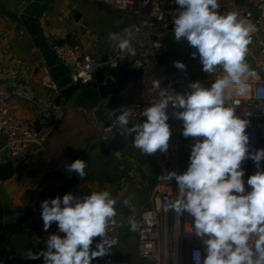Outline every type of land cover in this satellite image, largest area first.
<instances>
[{"label":"clouds","instance_id":"obj_1","mask_svg":"<svg viewBox=\"0 0 264 264\" xmlns=\"http://www.w3.org/2000/svg\"><path fill=\"white\" fill-rule=\"evenodd\" d=\"M174 2L178 6L172 21L174 40L187 41L194 49L192 57L199 56L202 70L215 75L214 82L210 87L190 82L189 91L177 93L154 79L159 99L142 111L144 121L129 127L132 112L128 109L116 121L134 134L132 146L141 153H166L172 136L171 105L176 110L172 115L183 123L182 135L195 143L187 169L166 172L159 179L168 183L174 179L177 184V196L165 210L193 218L191 231L203 246V252L193 251L194 264H264V148L252 149L246 131L250 121L237 115L229 103L233 95H246L248 79L257 75L246 60L255 26L236 11L221 13L219 0ZM124 31V36L110 33L109 39L117 42L121 52L135 57L133 33ZM174 66L186 70L181 61ZM248 159L256 171L245 181L243 163ZM87 166L85 160L76 159L66 167L83 178ZM130 200L125 198L123 204L128 206ZM41 209L43 231L55 223L63 235L50 234L46 250H28L27 259L42 257L44 264H92L119 243L118 237L109 236L122 223L117 219V199L107 190L83 197L66 193L42 201ZM128 224L132 232L140 229L134 217L128 218Z\"/></svg>","mask_w":264,"mask_h":264},{"label":"built area","instance_id":"obj_2","mask_svg":"<svg viewBox=\"0 0 264 264\" xmlns=\"http://www.w3.org/2000/svg\"><path fill=\"white\" fill-rule=\"evenodd\" d=\"M109 7L120 10L123 14L132 17V23L126 28L133 33L132 44L136 49V56L121 52L115 44V51L109 57L107 63L84 52L79 43L69 41L54 42L53 51L61 61L72 68V78L76 83L87 84L92 81L98 70L106 67L117 66L118 63L128 61L132 69H141L138 77H131L127 87L122 90V102L120 106L110 111L112 115L116 111L128 109L132 112L130 123L144 121L142 111L159 99L158 89H154V79L161 81L163 88L180 93L189 91L190 82L199 81L204 87H210L215 78L205 76L202 70L200 75L192 74L186 70L168 71V64L159 62L157 53L164 49H170L179 55L180 61L185 64L189 61L202 67L199 56L193 58L194 51L190 46L188 55L182 57L179 52L171 49L176 42L172 33V21L177 5L174 0H94ZM221 13L236 11L241 18L251 22L256 31L252 33V43L248 46L246 59H250L261 69L264 68V52L256 47V34L264 32V0H255L253 5H244L239 0H219ZM121 36L125 35L123 31ZM250 85L249 92L244 96L233 95L229 102L236 114L250 121L247 132L250 135V143L253 150L264 139V77L247 81ZM43 83L52 87L53 81L49 75L45 76ZM37 102V94L33 86L26 82L23 73L17 66L4 63L0 65V163L12 161L19 168L28 158L30 152L38 147H46L61 125L65 117V106L56 101L37 108V118L34 125H29L18 113L21 103L34 104ZM176 111L169 106L168 115L172 136L169 149L166 153L157 152L147 156L159 167L161 174L176 171H185L181 161L182 144L186 143L185 153L190 155L191 146L195 140L182 135L183 123L176 119L172 113ZM117 125L116 122H113ZM109 130L106 128V132ZM141 153V151L138 149ZM143 154V153H141ZM145 155V154H143ZM261 166L264 165L261 163ZM245 169V181L254 174L256 166L251 159L243 163ZM71 189L83 197L89 194L86 183L75 172H70L67 167L57 171H50L44 175L39 185L34 189L30 197L28 210L31 216L22 220L20 226L24 227L30 235L32 243L37 247L46 248L47 237L52 233H58L55 223L48 232L43 231L41 219V202L53 199L56 196L63 197L66 193H72ZM177 196V184L173 179L170 183L159 180L150 197V205L137 207L129 204L126 223L129 217H134L140 224L138 235V254L141 258L153 261L155 264H169L170 249L168 242V222L173 216L176 226L180 223L187 225V220L192 223L193 218L185 213L178 217L174 211H166V205ZM191 223L189 224L191 226ZM63 235L62 233H58ZM172 256L178 264H194L192 253L199 249L203 252L202 242L195 237L192 231L186 232L174 246Z\"/></svg>","mask_w":264,"mask_h":264},{"label":"crops","instance_id":"obj_3","mask_svg":"<svg viewBox=\"0 0 264 264\" xmlns=\"http://www.w3.org/2000/svg\"><path fill=\"white\" fill-rule=\"evenodd\" d=\"M239 1L244 5H253L255 0ZM132 21L131 16L94 0H0V65L10 63L20 68L24 80L33 86L37 94L34 104L21 103L18 106V113L25 122L34 125L38 116L36 109L55 101L60 89L74 83L72 68L65 65L53 51L54 42L79 43L85 53L102 60L115 51L116 41L110 40L109 34H121ZM255 38L256 47L262 48L260 51L264 52V32L258 31ZM247 62L257 72L255 77L248 80L264 77V68L261 69L255 63L251 65L249 59ZM47 75L53 81L52 87L43 83ZM209 76L215 78L214 74ZM60 103L65 106L66 116L48 145L33 149L26 161L17 168L15 175L1 185L7 188L13 200L8 207V222L0 224V234L4 232L7 240L20 226L32 192L44 175L60 170L76 159H98L99 156L104 159L109 156L110 159L134 162L132 164L137 162L135 165L141 171L140 178L137 173L131 170L127 173L124 168L114 171L113 175L110 171L108 176L100 180L94 177L89 179L86 168L87 175L82 178L89 194L107 190L117 199V219L121 222L129 212L123 200L130 197V204L149 206L154 185L162 175L156 163L134 147L109 155H102L99 147L89 149L92 143H99L107 134L105 126L95 115L102 105L95 87L84 84L69 102ZM136 123L139 122L131 124ZM181 161L186 170L189 161ZM22 180L27 182L23 183ZM71 192L73 195L78 194L73 189ZM128 225L126 221L122 223V226ZM136 236L138 239L137 232ZM8 248L7 251L0 249V264H6V256L11 255L13 250L9 245ZM34 248L46 250L37 246ZM141 264L155 263L147 259Z\"/></svg>","mask_w":264,"mask_h":264},{"label":"water","instance_id":"obj_4","mask_svg":"<svg viewBox=\"0 0 264 264\" xmlns=\"http://www.w3.org/2000/svg\"><path fill=\"white\" fill-rule=\"evenodd\" d=\"M171 49L176 50L181 54L182 57L188 55L189 45L187 41L174 42L170 46ZM159 62L162 64H168V71L178 70L174 66L175 61H180L179 55L171 51L170 49H164L157 53ZM109 56L107 55L102 59L104 63H107ZM141 73V69H132L129 66L128 61L120 62L117 66L106 67L97 71L94 79L87 83L86 85H92L99 92V97L101 100V108L97 109L95 115L99 119L105 128L110 131L107 132L104 139L99 143L94 142L90 146V150H94L97 147L100 148V151L109 155L112 152H118L123 149H132V141L134 134H130L127 129L121 127L117 121V116L121 111H116L112 115L110 114L111 110L118 108L122 102L121 92L124 90L131 77H138ZM81 83H72L67 87L60 89L56 102L60 103L62 101L69 102L74 95L82 88ZM113 122H116L117 125H114ZM132 124L129 123V127ZM264 148V139H261L258 143L256 149ZM264 165V161L261 162ZM17 171V168L12 161H6L0 163V186L3 182L12 178ZM31 216V211L27 210L22 220H26ZM8 245L18 249L23 253H27L28 250L34 251V244L31 241L30 235L27 230L19 226L12 233L8 239Z\"/></svg>","mask_w":264,"mask_h":264},{"label":"rangeland","instance_id":"obj_5","mask_svg":"<svg viewBox=\"0 0 264 264\" xmlns=\"http://www.w3.org/2000/svg\"><path fill=\"white\" fill-rule=\"evenodd\" d=\"M174 36L173 32L171 33L170 37ZM258 51L263 50L260 47H257ZM248 61V59H247ZM249 63L251 65H254V62L252 64V61L249 59ZM185 65L189 71L192 72V74L195 75H200L202 71V67L196 66L193 63L189 61H185ZM254 67V66H253ZM205 76H209L211 74L205 73ZM213 75V74H212ZM65 116H66V111H65ZM65 119V117H64ZM63 119V121H64ZM62 121V122H63ZM186 143L184 142L182 144V150H181V160L187 159L189 161L190 155L188 153H185L186 149ZM102 153V152H101ZM102 155H104L102 153ZM103 156H99L98 159H83L87 162L88 166L86 171L89 172L90 176H88L89 179L91 177L98 178L99 180L102 179L105 176H108L110 171H121L123 168L126 170L128 173L129 170H131L134 174L137 173V176L140 178L141 176V171L139 168H137L135 164H132L134 162H127L125 159H110L104 158L101 159ZM107 157V156H105ZM189 163V162H188ZM184 165V163H183ZM132 168H131V167ZM23 181V180H22ZM27 181H23V183H26ZM104 182V181H103ZM102 182V183H103ZM136 183V182H135ZM134 184V183H133ZM145 187V186H144ZM146 188V187H145ZM146 193V192H145ZM0 224L3 225L4 223L8 222V207L12 205V198L10 197V192H8L7 188L5 186H0ZM126 220H122L121 223H124ZM191 222L187 220V225H184L183 223H180L179 225L176 226L175 221L173 219V216L169 217V222H168V246L170 249V259H169V264H178L176 263L172 253L174 251V246L179 244L180 239L182 236L191 230V226L189 225ZM2 225L0 227L2 228ZM137 232V231H136ZM136 232H132L129 230V225L128 226H120L116 227L115 229H112L109 231V236L112 237H118L119 243L114 246L111 249V252L104 256L103 258H97L92 262V264H141L147 262V259H143L139 256L138 254V239L136 236ZM99 238H96V241H94L93 247L95 246V242H98ZM8 240L5 235V233L0 234V249L2 250H8ZM6 250V251H7ZM11 250H13L11 255L17 259H20L21 263L24 264H44L43 258L41 257L40 259H27L26 258V253H23L19 251L18 249L11 247ZM41 250L39 248L34 249V253H39Z\"/></svg>","mask_w":264,"mask_h":264},{"label":"trees","instance_id":"obj_6","mask_svg":"<svg viewBox=\"0 0 264 264\" xmlns=\"http://www.w3.org/2000/svg\"><path fill=\"white\" fill-rule=\"evenodd\" d=\"M5 263L6 264H24V263H21V261L19 259L13 257L12 255L6 256Z\"/></svg>","mask_w":264,"mask_h":264}]
</instances>
